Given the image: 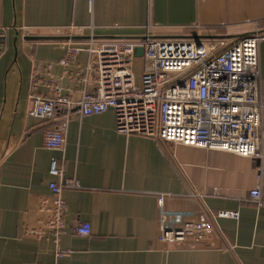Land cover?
Returning a JSON list of instances; mask_svg holds the SVG:
<instances>
[{"label":"crops","instance_id":"1","mask_svg":"<svg viewBox=\"0 0 264 264\" xmlns=\"http://www.w3.org/2000/svg\"><path fill=\"white\" fill-rule=\"evenodd\" d=\"M226 10L232 19L223 21ZM151 18L156 37L244 35L264 29V0H154ZM147 22V0H0V264H264V209L248 200L264 159L121 134L111 110L75 114L64 148L45 147L52 124L31 116L34 98L51 97L58 85L79 100L88 46L109 40L99 37H141ZM36 36L49 38L29 39ZM69 46L83 50L63 66ZM260 67L264 98V43ZM53 160L80 185L63 189L58 240L47 227ZM193 193L211 216L217 246L161 243L158 196ZM222 211L239 218H218ZM81 223L90 236L75 233Z\"/></svg>","mask_w":264,"mask_h":264},{"label":"built area","instance_id":"2","mask_svg":"<svg viewBox=\"0 0 264 264\" xmlns=\"http://www.w3.org/2000/svg\"><path fill=\"white\" fill-rule=\"evenodd\" d=\"M147 2L148 22L142 38L97 40L88 46L89 60L79 100L63 95L58 85L53 86L51 97L34 98L31 116L52 124L45 133V147L64 148L75 114L87 117L111 110L121 134L148 137L158 144L218 150L263 160L260 47L264 32L257 27L255 32L233 40L199 42L156 37L151 18L154 0ZM229 40L232 41L224 43ZM137 48H143V56L135 55ZM82 50L69 46L60 64L68 65ZM136 58L143 60L139 76L134 70ZM91 72H96L92 80L88 79ZM91 83L92 89L88 87ZM258 171L259 184L249 190L248 200L264 209V168L259 166ZM50 174L56 178L49 184L55 209L47 227L58 240L66 228L63 189L80 185L64 178L56 160L51 162ZM158 209L161 243L186 249L217 246L211 216L199 194L182 198L162 194L158 196ZM217 217L237 220L239 213L222 211ZM75 233L90 236L91 226L81 223ZM69 253L58 251L57 256L62 258Z\"/></svg>","mask_w":264,"mask_h":264},{"label":"water","instance_id":"3","mask_svg":"<svg viewBox=\"0 0 264 264\" xmlns=\"http://www.w3.org/2000/svg\"><path fill=\"white\" fill-rule=\"evenodd\" d=\"M259 32H264V29H260ZM251 33H253V32H251ZM247 34H249V33H247ZM241 36H243V35H231V36L230 35H206V36H204V35H188V36H175L173 38L194 39V40H196V41L199 42V41H201L203 39L204 40L205 39H208V40H216V39L227 40V39H236V38H239ZM48 38L49 37H42V36H39L38 37V36H36V37H30L29 39L30 40H44V39H48ZM59 38H64V37H59ZM73 38L79 39L80 37H73ZM136 38H142V36L141 37H130V36H123V37H121V36H119V37L109 36V37H106L105 36V37H99L97 39L114 40V39H136ZM160 38H162V37H160ZM13 44H14V47L16 48V46L18 45V40L15 39L14 42H13ZM143 52H144L143 48H137L136 49V52H135V55L137 57H141V56H143Z\"/></svg>","mask_w":264,"mask_h":264},{"label":"rangeland","instance_id":"4","mask_svg":"<svg viewBox=\"0 0 264 264\" xmlns=\"http://www.w3.org/2000/svg\"><path fill=\"white\" fill-rule=\"evenodd\" d=\"M225 13H223V21H226V18L228 19V20H231L232 18H230V12H229V10H226V11H224ZM227 12H228V15H227ZM225 14V15H224ZM227 20V21H228ZM152 22H153V24L156 26V23L152 20ZM157 27V26H156ZM155 27V29H157ZM154 30V29H153ZM20 32H22V35H24L23 34V32L24 33H26V31L25 30H22V28H21V30H20ZM233 40V39H232ZM232 40H229V41H226V42H224V43H229L230 41H232ZM142 66H143V60H142V58H136L135 59V61H134V70L136 71V74H137V76H139L140 75V72H141V70H142Z\"/></svg>","mask_w":264,"mask_h":264}]
</instances>
